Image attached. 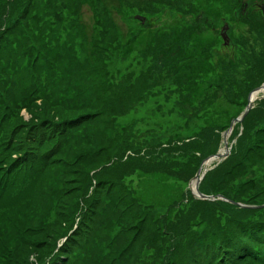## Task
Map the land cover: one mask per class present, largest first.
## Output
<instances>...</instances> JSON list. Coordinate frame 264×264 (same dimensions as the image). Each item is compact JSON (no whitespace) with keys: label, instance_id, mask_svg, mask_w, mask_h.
<instances>
[{"label":"rangeland","instance_id":"rangeland-1","mask_svg":"<svg viewBox=\"0 0 264 264\" xmlns=\"http://www.w3.org/2000/svg\"><path fill=\"white\" fill-rule=\"evenodd\" d=\"M79 1L80 9L74 20L73 4ZM238 1L191 0L189 4L187 0H177L164 3L160 10L150 13L141 8L140 0H102L103 3L100 0H36V15L30 17L29 23L36 26L37 51L27 52V41L24 37L21 39L20 33L6 38V44L13 51L0 50V67L8 65V76L4 79L18 86L16 96L6 88L7 83H3L10 104L1 117V131L3 137H13L16 148H31L45 164L46 171L43 180L35 181L24 193L20 185L10 186L7 170L0 169V264H47L57 258L62 264H169L187 253L195 231H202L205 221L201 220V214L220 218L224 216L220 209L228 212V204L240 202V197L243 198L240 203L245 206H237L264 213L263 89L257 91L260 93L243 120L235 121L249 104V95L264 84V0H258V5L255 0H246L251 13L247 11L240 18L235 14ZM252 14L256 17L255 24L249 17ZM19 19L13 20L18 22ZM226 24L231 43L235 37L245 44L243 56L234 54L229 45H224L221 28ZM195 32L207 50L208 54L203 56L212 55L210 61L221 68L231 62L229 68L238 70L232 101L225 96L230 91L226 85L218 91L217 86L207 90L209 94L216 91L218 94L205 100L197 99L190 91L181 94L180 88L174 85L175 75L167 72V61L162 60V56H173L181 48L182 52L198 54L195 61L202 59L197 51ZM261 33L262 38H258ZM22 50L24 55L14 56ZM87 64L94 70L95 78L86 74ZM150 66L151 83L145 82L128 109L125 97L119 106L115 101L107 113L91 118L67 135L56 137L50 132V126L47 133L53 139L45 141L43 147L36 143L45 136L41 129L35 131L47 119L44 107L52 113L56 101L57 109L63 103H71L75 108L65 112L69 116L88 111V104L104 103L103 98L92 96L95 91L92 84L100 75L97 71H101L105 79L120 84L128 74L136 72L140 76L141 71ZM129 80L133 79L129 77ZM143 81L142 78L137 84ZM248 83L255 86L250 88ZM203 84L206 88L207 83ZM39 90L56 92L49 101L53 109L38 99ZM114 92L121 93L117 89ZM123 110L127 111L122 116ZM247 115L249 120L244 123ZM202 128L219 133L220 137H216L218 151L226 149L224 133L231 129L227 137L229 167L222 164L226 157L212 158L209 163L205 162L207 165L204 163L206 168L210 167L206 173L210 172L211 180L202 186L205 173L199 182L200 191L214 198L205 200L196 195L195 176L205 159L200 161L194 175L187 164L173 165L176 169L168 174L169 181L162 180V176L167 177L163 173L149 176L128 168L124 171V180L131 192L138 194L140 203L137 205L135 197L131 198L133 204L128 208H124L126 201L122 203L116 195L118 190L116 194L111 192L114 197L101 196L102 203L98 205L88 201L94 187L87 194L83 193L82 169L90 171L93 164L78 161L93 148L107 147L105 136L119 134L122 141L133 133L131 137L135 142L149 139L148 145H153L154 141L182 140ZM142 145L144 147V143ZM247 149L249 155L242 158ZM49 150L47 159L43 153ZM9 152L8 165L18 162L20 149ZM154 159H146L150 169L159 167ZM238 160L241 163L233 167ZM185 167L187 170L183 172ZM230 168L236 175L227 173ZM80 187L82 192L73 191ZM24 195L27 196L22 198ZM228 196L237 201L232 202ZM218 200L228 204L218 205ZM102 208H106L105 211L96 214ZM184 212L196 216L197 220L184 229V234L171 237L173 232L164 221L168 218L175 223ZM234 212L229 209L230 215ZM68 244L71 252L64 251Z\"/></svg>","mask_w":264,"mask_h":264},{"label":"trees","instance_id":"trees-1","mask_svg":"<svg viewBox=\"0 0 264 264\" xmlns=\"http://www.w3.org/2000/svg\"><path fill=\"white\" fill-rule=\"evenodd\" d=\"M140 1L143 3H141V8L144 11L153 13L160 10V7H164V3H174L177 0ZM181 1L183 2L185 0ZM187 1H189L190 4L191 0ZM100 2L103 3L102 0H100ZM80 3L81 2L79 1L76 5L75 3L73 4L75 6L74 20L77 19ZM255 4L258 5V0H255ZM35 5L36 0H0V50L4 48V51H13V49L6 44V38L8 35L20 33L21 39L24 37L25 41H27V52L37 51V48L39 47L35 44V41H37L36 26H30L29 23L30 17L34 18L36 15L34 12ZM193 8L194 6L191 7V9ZM247 11L251 13L248 1L239 0L237 8L235 9V14L240 18L243 14H246ZM180 14L182 16L184 15L182 11ZM15 17L20 18L18 22L13 20ZM249 17L254 20L255 24L256 17L253 14ZM109 18L110 17L107 13V19L109 20ZM195 35L197 39L196 43L199 44L197 51L200 53L202 58L200 61H195V55L198 54H195V52H182L183 48L178 50L173 56L168 54V56L163 55L161 58L162 60L167 61V72L175 75V84L173 82L172 84L180 88L179 91L181 94H183V92L190 91L194 97L197 99L203 97V100H205L208 96L216 97L218 94L217 91L226 85L230 91L228 92L229 94L225 96L232 101L233 88L237 85L236 74L238 70L229 68L231 62L226 64L224 68H221L219 64H214L210 61L212 55L209 58L203 56L208 54L207 50L198 40V36L200 35L196 32ZM257 37L262 38V33ZM233 41L232 46H229L228 48H230L234 54L243 56L246 48L245 44L235 37ZM118 46L120 49L122 48L121 45L118 44ZM128 46H130V44ZM23 50L18 54L14 53V56L22 54ZM22 55H24V53ZM4 56H7V53H5ZM9 60L10 59H7V61ZM36 61H38V58ZM89 63L93 66V62L89 60ZM7 66L8 65L5 64L0 67V169L7 170V179L10 180V186L15 184H17V186L20 185L22 187V191L25 193L29 187L34 185L35 181L37 183L38 181L43 180L46 169L44 170L45 164L39 157H37L33 150H30L31 148H28L27 150L24 147L16 148L17 145L13 144V137H3V131H1V125L3 122L1 117L6 114L4 111L9 108L10 104V101L7 100L5 95V88H2L3 83H7V87H5L14 91L15 95L18 96V86L4 79L8 76ZM86 67H88L85 71L86 74H88L89 77L95 78V75L93 74L94 70H92L88 64ZM165 70L166 69H164V72H166ZM142 71L140 76L136 74V72L128 74L126 76L127 79L120 84H116L113 81L105 79L103 77V73L101 71H97L100 72V75L97 76L96 81L92 84L95 91L92 94V91L89 90V94L90 96L92 94V96L97 99L103 98L104 103L102 102L101 104H97L94 102L93 104H88V111L83 112V114L74 113L69 116L65 112L75 108L74 105L71 106V103H63L61 108L57 109L59 107L56 106V101L53 104L54 112L52 113L44 107L43 113L47 116V119L40 123L35 128V131L37 129H41L45 132V136L44 138L39 139L36 143L39 144V147H43L45 141L53 139L52 135L47 133L50 129V132H54L56 137L73 132L80 125L87 123L91 118L107 113L108 109L115 105V101H118V106L122 104V100L125 97L126 102H124V104L126 105V109H128L131 104L135 103V98H137L138 92L141 91L142 86L144 87L145 82L149 84L152 81V66L144 69V72ZM261 72L263 71L261 70ZM135 74L136 76L134 77ZM128 76L133 80L130 81ZM89 77L87 80H90ZM142 78L144 81L137 84V82L141 81ZM2 79L4 80L2 81ZM203 83H207L206 88H204L205 85ZM253 83L252 85L255 86ZM252 85L251 83H248L250 88L253 87ZM214 86H217L216 92L213 94L206 92ZM150 88H152V84H150ZM245 88L247 89L246 85ZM114 89L121 91V93L114 92ZM39 92L38 99L40 98L42 102L52 108L49 101L55 97L56 92L49 93L44 92L43 90H39ZM240 95H242V93ZM55 111L57 112L55 113ZM126 111L127 110H123L120 114L123 116ZM54 113L56 115L53 117ZM110 114H114V112H111ZM115 114H117V112H115ZM73 115L75 116L72 117ZM246 120H249V115L246 116L244 123H246ZM50 126L51 128L47 129ZM131 135H133V133H131ZM131 135L122 141L118 138L120 137L119 134L118 136L117 134L105 136L104 142H107V147L102 146L97 149L93 148L92 150H89V152L81 155L82 161L78 162L93 164L90 171H86L84 168L82 169L84 171L83 179L85 185L83 193L87 194L90 188H95L92 198L90 197L88 199V201H93V205L102 203L101 196L105 195L109 198L114 197L113 194H116V190L119 191V194L117 193L116 195L119 196L122 203H125L126 201L124 208H128L133 204L131 198L134 197L136 204H140L139 197L137 196L138 194L136 193V195H134L131 192L130 186H128L126 180H124V171L128 168H132L137 171L140 170L143 172L142 175L148 174L150 176L160 175L163 173L167 175V177H163L161 175L162 180L169 181L170 179L168 178V174L173 173L176 169L175 167H172L173 165L176 166L177 164L180 166H186L185 164H187V167L192 169V175H194L200 161L207 156L216 153L219 149V142L217 141V138L220 137L219 133H215L213 129L208 128H202L200 131L195 132L193 136L191 135L187 138H182V140L175 138V140H172L173 142H170L169 140L167 142L154 141L153 145H148L149 139H145L142 143L140 140L135 142L134 137H131ZM143 143L144 147H148V149L143 147ZM150 146H152L151 149H149ZM19 149L21 156L18 162H13L12 165H8L7 159L10 156L9 151L12 150L13 152H18ZM50 152L51 151L49 150L43 153V156L49 159ZM103 152L105 153L103 154ZM248 153V149L245 150L242 158L248 156ZM238 155L239 154H237V156ZM147 156H150V158ZM151 158H155L154 161H156L155 163L159 165L158 168L153 167L150 169L147 166L146 159ZM241 160L236 161L233 167H237L241 163ZM144 162L145 164H143ZM230 162L231 158L226 157L222 164L228 168ZM187 167H185L183 172L187 170ZM227 173H230L232 176L236 175L234 174L232 168H230ZM142 178L144 177L142 176ZM210 180V172H207L201 183L202 186ZM132 187L135 190L136 187ZM78 190L82 192V187L74 189L73 191ZM202 190L205 191L203 188ZM112 191H114V193ZM26 196L27 195H24L22 198H25ZM157 197L158 196H156V200L159 198ZM228 198L230 197L228 196ZM230 199L237 201L233 197ZM238 199L242 202L243 198L240 197ZM249 199L250 198L245 201H248ZM77 200H80V198ZM85 200H87V198ZM218 201V205L224 202L227 203V201L224 200ZM228 205H230L229 208L227 207L228 212L224 209H220V212L224 214V216L220 218H210L209 216H205L206 214H201V220L205 221L202 231H195L194 237L188 243V252L180 255L179 258L174 259L169 264H264V213L261 214L257 209L239 207L235 203H229ZM214 207H216V204ZM230 208L235 211L232 215L229 213ZM105 209L106 208H102L100 210L98 209L96 214H101L105 211ZM108 219L111 220L112 217H109ZM196 220V216L184 212L182 217L178 218L177 222L171 223L167 218L166 221H164V225L173 232L171 237H174L179 234H184V229L193 224ZM88 238L89 235H87V243L89 241ZM80 244L83 246L84 240H82ZM64 251H72L70 244L65 246ZM60 260V258H57L52 263L50 260L47 264H62V260Z\"/></svg>","mask_w":264,"mask_h":264},{"label":"water","instance_id":"water-1","mask_svg":"<svg viewBox=\"0 0 264 264\" xmlns=\"http://www.w3.org/2000/svg\"><path fill=\"white\" fill-rule=\"evenodd\" d=\"M262 8H263V10H264V5H262ZM228 28H229V25L228 24H226V25H223V27L221 28V35H222V38L224 39V45H229V46H231L232 45V43H231V39H230V36L228 35ZM260 89H264V84L263 85H261L260 87H257V88H255L254 90H253V92L249 95V104L247 105V107H246V109L244 110V112L241 114V116H240V118H236L235 119V121H242L243 120V117L247 114V112L249 111V109H250V107L252 106V101H253V99H252V94L254 93V92H257L258 90H260ZM234 123V122H233ZM233 125V124H232ZM231 129H232V127H231ZM231 129L230 130H227L225 133H224V138H223V141H224V143H225V146H226V149H225V151H218L217 153H215V154H213V155H210V156H207V158H204L203 160V162H202V164H201V166H200V168H199V170L197 171V173H196V176H195V179H196V184H195V190H196V195L197 196H199L200 198H202V199H212V198H214V196L213 195H207V194H205V193H203V192H201L200 191V189H199V182H200V180H201V178L204 176V174H205V172H206V169H203V165H204V163L205 162H208V161H210V160H212V158H225V157H227L228 156V154H229V146H228V141H227V137H228V134H229V132L231 131ZM221 159H219V160H221ZM209 163V162H208ZM208 163H205L206 165L208 164ZM204 170V171H203ZM202 172V173H201ZM202 175V176H201ZM232 201V200H231ZM232 202H234V201H232ZM235 204H237V205H241V206H245L243 203H240V202H234Z\"/></svg>","mask_w":264,"mask_h":264},{"label":"bare ground","instance_id":"bare-ground-1","mask_svg":"<svg viewBox=\"0 0 264 264\" xmlns=\"http://www.w3.org/2000/svg\"><path fill=\"white\" fill-rule=\"evenodd\" d=\"M263 91H264V89H263ZM260 92H255V93H253L252 94V99H254L258 94H259ZM224 149V148H223ZM224 151H225V149H224ZM206 168V165H204V169Z\"/></svg>","mask_w":264,"mask_h":264},{"label":"clouds","instance_id":"clouds-1","mask_svg":"<svg viewBox=\"0 0 264 264\" xmlns=\"http://www.w3.org/2000/svg\"><path fill=\"white\" fill-rule=\"evenodd\" d=\"M222 159H223V158H222ZM222 159H221V160H222ZM203 169H204V166H203ZM205 169H206V171H207L208 169H210V167H208V168H205ZM205 173H206V172H205ZM202 178H203V177H202ZM207 195H208V194H207Z\"/></svg>","mask_w":264,"mask_h":264}]
</instances>
